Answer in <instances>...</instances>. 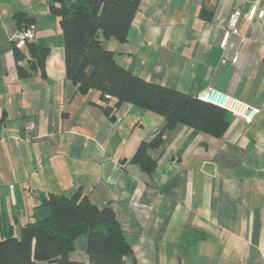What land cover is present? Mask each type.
Wrapping results in <instances>:
<instances>
[{"label":"crops","instance_id":"0c3cea01","mask_svg":"<svg viewBox=\"0 0 264 264\" xmlns=\"http://www.w3.org/2000/svg\"><path fill=\"white\" fill-rule=\"evenodd\" d=\"M256 1L141 0L127 43L105 41L146 81L191 96L212 87L261 111L250 124L230 114L222 138L166 131L147 173L129 160L164 129V117L103 102L95 90L78 94L49 0H0V226L19 236L22 225L49 216L41 199L82 189L114 211L133 248L125 264H264V18L247 19ZM237 9L239 34L223 48ZM19 12L35 19L34 42L50 48L46 77L18 76ZM86 249L81 235L71 260L89 264Z\"/></svg>","mask_w":264,"mask_h":264},{"label":"trees","instance_id":"16d2710c","mask_svg":"<svg viewBox=\"0 0 264 264\" xmlns=\"http://www.w3.org/2000/svg\"><path fill=\"white\" fill-rule=\"evenodd\" d=\"M141 0H49L52 16L58 18L64 41L66 79L80 95L95 90L100 99L116 105L128 103L164 117L165 127L148 141H142L129 163L152 173L159 159L150 155L165 140V132L186 126L214 138L228 131L231 113L179 90L146 81L121 65L115 53L105 48V41H128V34ZM202 16L209 19L210 13ZM16 26L24 32L34 27L35 19L19 12ZM34 33V31H33ZM50 48L32 40L13 48L20 79L39 74L46 77V60ZM104 112L111 116V110ZM47 207L49 216L21 226L19 236L13 226H0V264H85L71 260L75 241L87 237L89 264H125L133 254L121 224L110 206L100 207L90 195L78 189L73 195L51 193L41 199L39 208Z\"/></svg>","mask_w":264,"mask_h":264},{"label":"built area","instance_id":"2783aa9c","mask_svg":"<svg viewBox=\"0 0 264 264\" xmlns=\"http://www.w3.org/2000/svg\"><path fill=\"white\" fill-rule=\"evenodd\" d=\"M261 1L262 0H257L255 4L251 7L247 15V19L249 21H252L256 17L260 19L264 18V9L259 7ZM241 17V9L235 10L234 13L231 15L221 43L223 48L227 46L228 41L232 35L239 34L238 23ZM17 38L18 41L22 42L23 44L27 40H32L34 38L33 29H26L24 32L20 33ZM198 96L200 100L215 105L223 110H226L234 116L242 119L247 124L252 123L261 112L259 108L252 106L233 96L220 92L212 87L203 90Z\"/></svg>","mask_w":264,"mask_h":264}]
</instances>
